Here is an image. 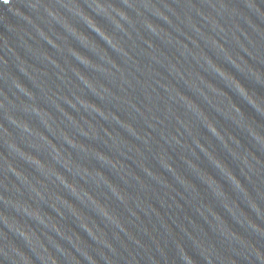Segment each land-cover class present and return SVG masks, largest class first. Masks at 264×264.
I'll return each instance as SVG.
<instances>
[{"label": "water", "instance_id": "1", "mask_svg": "<svg viewBox=\"0 0 264 264\" xmlns=\"http://www.w3.org/2000/svg\"><path fill=\"white\" fill-rule=\"evenodd\" d=\"M0 264H264V0H0Z\"/></svg>", "mask_w": 264, "mask_h": 264}, {"label": "snow or ice", "instance_id": "2", "mask_svg": "<svg viewBox=\"0 0 264 264\" xmlns=\"http://www.w3.org/2000/svg\"><path fill=\"white\" fill-rule=\"evenodd\" d=\"M5 2H7V0H5Z\"/></svg>", "mask_w": 264, "mask_h": 264}]
</instances>
